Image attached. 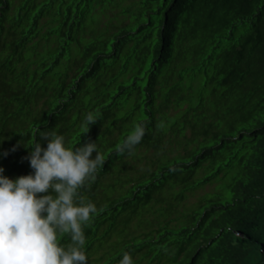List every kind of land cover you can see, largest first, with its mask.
I'll use <instances>...</instances> for the list:
<instances>
[{"label": "trees", "instance_id": "obj_1", "mask_svg": "<svg viewBox=\"0 0 264 264\" xmlns=\"http://www.w3.org/2000/svg\"><path fill=\"white\" fill-rule=\"evenodd\" d=\"M37 127L105 155L88 264H264V0H0L4 176Z\"/></svg>", "mask_w": 264, "mask_h": 264}, {"label": "clouds", "instance_id": "obj_2", "mask_svg": "<svg viewBox=\"0 0 264 264\" xmlns=\"http://www.w3.org/2000/svg\"><path fill=\"white\" fill-rule=\"evenodd\" d=\"M100 117L88 112L82 133ZM36 132L47 145L34 140L27 146L31 174L10 179L0 167V264H88L84 229L98 209L81 190L95 182L105 155L94 141L66 147L63 135L38 127ZM145 132L146 123H136L115 153L134 154ZM65 236L67 244L61 243ZM118 264H134L131 254L124 252Z\"/></svg>", "mask_w": 264, "mask_h": 264}]
</instances>
